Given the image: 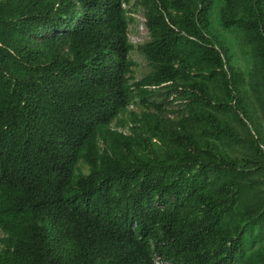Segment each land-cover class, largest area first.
Returning <instances> with one entry per match:
<instances>
[{
	"label": "trees",
	"instance_id": "obj_1",
	"mask_svg": "<svg viewBox=\"0 0 264 264\" xmlns=\"http://www.w3.org/2000/svg\"><path fill=\"white\" fill-rule=\"evenodd\" d=\"M129 4L0 0V264H264V0Z\"/></svg>",
	"mask_w": 264,
	"mask_h": 264
},
{
	"label": "rangeland",
	"instance_id": "obj_2",
	"mask_svg": "<svg viewBox=\"0 0 264 264\" xmlns=\"http://www.w3.org/2000/svg\"><path fill=\"white\" fill-rule=\"evenodd\" d=\"M133 2L134 0H130V4L125 5V9L127 10V17L132 19L128 24V39L134 45L133 50L130 52V57L136 63V65L132 68L131 76L134 80H139L149 71V68L143 55L137 50V47L148 40V35L144 27L143 10L140 7L132 9L131 4H133ZM237 63L240 69H242V61L238 60ZM130 108L138 110L132 105Z\"/></svg>",
	"mask_w": 264,
	"mask_h": 264
},
{
	"label": "clouds",
	"instance_id": "obj_3",
	"mask_svg": "<svg viewBox=\"0 0 264 264\" xmlns=\"http://www.w3.org/2000/svg\"><path fill=\"white\" fill-rule=\"evenodd\" d=\"M123 7L125 8V5H123Z\"/></svg>",
	"mask_w": 264,
	"mask_h": 264
}]
</instances>
